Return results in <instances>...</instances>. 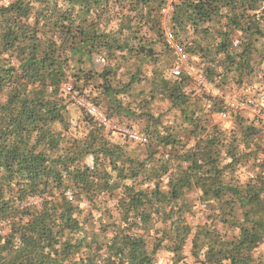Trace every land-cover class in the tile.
<instances>
[{
	"label": "trees",
	"instance_id": "16d2710c",
	"mask_svg": "<svg viewBox=\"0 0 264 264\" xmlns=\"http://www.w3.org/2000/svg\"><path fill=\"white\" fill-rule=\"evenodd\" d=\"M167 2L0 0V264H264L259 131L243 116L210 125L187 78L157 70ZM171 7L192 65L212 64L221 88L264 90V0ZM100 53L113 61L97 70ZM70 93L149 144L105 132ZM194 191L208 215L192 228Z\"/></svg>",
	"mask_w": 264,
	"mask_h": 264
},
{
	"label": "built area",
	"instance_id": "2783aa9c",
	"mask_svg": "<svg viewBox=\"0 0 264 264\" xmlns=\"http://www.w3.org/2000/svg\"><path fill=\"white\" fill-rule=\"evenodd\" d=\"M166 9L163 10L162 28L164 31V43L173 57V65L169 71L170 76L175 79L181 77L187 78L189 83L196 89V94L201 96L203 105L198 113L200 119L205 115L204 109L209 108L210 104L213 103L220 108L217 113V121L222 125L233 123L235 118L239 116L250 120L259 131L258 142L260 152L257 162L264 163V90H256L248 85H241L240 87L225 90L218 86L215 81L209 80L205 74V70L212 69V64H205L202 69L192 65L190 57L184 52L182 45L169 29V23L165 25L167 23L165 16H167V11H169ZM95 61L100 65L106 64V59L102 56L97 57ZM70 99L85 116L105 132L117 135L135 145L146 146L149 144V137L145 133L118 123L115 118L109 117L93 102L84 99L77 93H70ZM190 147H193V144ZM38 200L36 197L30 198L28 199V204H32ZM199 210L200 213L197 215H200V222L203 223L206 219V206L201 205Z\"/></svg>",
	"mask_w": 264,
	"mask_h": 264
},
{
	"label": "rangeland",
	"instance_id": "374dc122",
	"mask_svg": "<svg viewBox=\"0 0 264 264\" xmlns=\"http://www.w3.org/2000/svg\"><path fill=\"white\" fill-rule=\"evenodd\" d=\"M173 1L174 0H168L166 6L164 7V9H166L168 7L167 9L169 10V11H167V13H168L167 16H165V21H167V23L165 25H168V23L170 21V15H171V12H172L171 4H172ZM163 10L161 11L162 17H163V13H164ZM159 47L157 48V50H160ZM100 56H102V57H104L106 59V64L105 65H108V64L112 63V61H113L112 57H110V56H108V55H106L104 53H100V54L95 55L93 57V59H92V63H93V67L95 69H97V70H101L103 67H105V65L97 64L96 61H95L96 58L100 57ZM158 59H159V62L156 63L157 65L155 67L157 68V70H159V72L161 73L162 76H164V77L168 76L169 77V75H170L169 71H170V68L173 65L172 54L169 51L164 50L163 52H161L159 54V58ZM153 68H154V65H145V68H144V76H145V78L144 79H145V82H147V81L148 82L143 86L144 90L145 89L148 90L149 87H150L149 80H150L151 71H152ZM121 75L122 74H120V76ZM233 88H235V86H233L231 84H227L226 86L222 87V89H225V90H230V89H233ZM194 96H195L196 101H198V105L200 106V109H201L202 105H203V102H202L203 100H202L201 96H198L197 94L196 95L194 94ZM156 100L157 101L155 103H153V107H151V110H152V112L154 114H161L162 111H165V109L168 107V105L165 104V103H160V101H158L159 99H156ZM193 101H195V100H193ZM204 111H205V113H204L205 116H206V114L208 115L207 116V120H208V123H210V125H212V124L213 125H215V124L221 125L227 131H231L234 128V126H235L234 121H233V123H227V124H223L222 125V124H220L217 121V113L218 112L217 113L212 112L211 110H209V108H207V109L205 108ZM135 128L138 131L141 132V130L139 128H137V127H135ZM192 144L193 145L195 144V140L193 138H188V141L186 142V146L190 147ZM130 145H131V147L141 148V146H138V145H134V144H130ZM88 164L91 165V162L88 161ZM248 172L249 171L246 168L243 169V173H248ZM190 196H191V199L193 201H195L196 206L194 208V214L191 217L188 218V221H189V224L191 225V227L195 228L197 225L202 223V222H200V215H197L198 213H200L199 209H200V206L202 204L198 200L199 193L197 191H194ZM207 215L208 214H206L205 217H207ZM189 243L190 242L187 243V245H186V247L184 249V256L187 259V262L191 263V254H190V246L191 245ZM166 260H167V256H162V259L160 260V264H165Z\"/></svg>",
	"mask_w": 264,
	"mask_h": 264
}]
</instances>
